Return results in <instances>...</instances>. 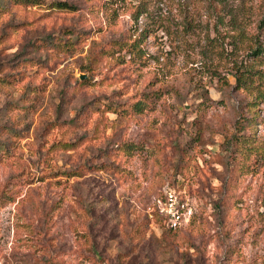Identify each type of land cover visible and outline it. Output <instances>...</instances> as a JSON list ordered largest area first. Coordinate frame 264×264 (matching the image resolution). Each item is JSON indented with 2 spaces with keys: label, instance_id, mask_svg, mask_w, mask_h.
Here are the masks:
<instances>
[{
  "label": "rangeland",
  "instance_id": "374dc122",
  "mask_svg": "<svg viewBox=\"0 0 264 264\" xmlns=\"http://www.w3.org/2000/svg\"><path fill=\"white\" fill-rule=\"evenodd\" d=\"M1 1L0 264H264V0Z\"/></svg>",
  "mask_w": 264,
  "mask_h": 264
},
{
  "label": "built area",
  "instance_id": "2783aa9c",
  "mask_svg": "<svg viewBox=\"0 0 264 264\" xmlns=\"http://www.w3.org/2000/svg\"><path fill=\"white\" fill-rule=\"evenodd\" d=\"M188 203L174 186L167 185L164 195L157 199V211L170 227L178 228L190 219Z\"/></svg>",
  "mask_w": 264,
  "mask_h": 264
},
{
  "label": "trees",
  "instance_id": "16d2710c",
  "mask_svg": "<svg viewBox=\"0 0 264 264\" xmlns=\"http://www.w3.org/2000/svg\"><path fill=\"white\" fill-rule=\"evenodd\" d=\"M31 1L37 2L36 0H31ZM38 1H40V0H38ZM56 5L59 7H70V6H72L68 1H65V0H57ZM1 6H5V3H3L0 0V7ZM263 22H264V19H263ZM45 41H46V39H45ZM259 55L264 56V46L262 47L261 51L259 52V54L256 57H258ZM253 65L254 64H249L247 66H244L243 69L239 68L236 70V73L234 75H235V80H236L237 86H239V87L243 86V85L247 86L249 84L248 83L249 79L251 80V83L254 85L256 78L261 79L264 77V68H262V67L254 68ZM141 104H142L141 101L136 102V106L138 108H140ZM164 222H166V221L164 220ZM167 226H168L167 229L174 230V231L181 228V227L172 228L168 224H167Z\"/></svg>",
  "mask_w": 264,
  "mask_h": 264
}]
</instances>
